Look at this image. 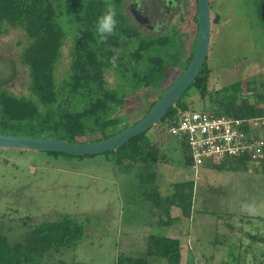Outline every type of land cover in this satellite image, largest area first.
<instances>
[{
	"label": "rangeland",
	"instance_id": "rangeland-1",
	"mask_svg": "<svg viewBox=\"0 0 264 264\" xmlns=\"http://www.w3.org/2000/svg\"><path fill=\"white\" fill-rule=\"evenodd\" d=\"M162 1L123 0V11L137 24L130 7L139 3L152 21L151 28L142 27L146 34H162L176 27L180 35L169 49L161 51L167 59L181 54L186 47L184 62L196 32L195 1L191 0V7L186 8L183 0H174L171 12ZM257 5L256 0H221L222 12H214L213 7L214 21L220 16L224 23L220 27L221 22H214V45L207 64L211 70L210 90L241 82V97L257 103L264 111V22ZM59 23L68 36L57 66V81L61 84L69 77L72 35L77 23L71 15L61 16ZM181 34H189L188 41ZM28 43L26 34L19 29L5 26L0 35V58L15 60L18 67L16 80L5 90L17 97L30 95L28 68L21 64ZM169 69L163 88L181 76L178 68ZM108 80L111 86L117 82L112 74ZM253 82L255 87L248 90ZM147 93L151 101L157 100L158 93ZM142 95L145 93L128 98L119 113L129 125L148 111ZM184 103L190 109L212 112L210 100L202 101L195 90L184 98ZM153 130L148 135L153 136ZM99 137L88 136L87 140ZM163 153L168 162L158 168L161 195L169 196L173 184L193 181L197 212L191 219L182 217L181 211L173 207L174 224L161 226L158 217L153 218L157 209L144 196L143 189L149 186L139 182L140 170L128 172L117 166L114 154L55 158L42 152L0 150V223L10 230L7 235L12 242L19 241L30 229L24 226L27 218L33 226L68 214L81 223L85 227L82 242L63 250V255L50 257L47 264H115L121 254L143 257L151 235L180 240L182 264H264V162L237 170L230 168L232 160H225L218 165L220 168L205 166L200 179H196L194 171L185 165L183 149L176 140ZM248 234L257 237L251 239ZM150 264L167 263L154 258Z\"/></svg>",
	"mask_w": 264,
	"mask_h": 264
},
{
	"label": "trees",
	"instance_id": "trees-1",
	"mask_svg": "<svg viewBox=\"0 0 264 264\" xmlns=\"http://www.w3.org/2000/svg\"><path fill=\"white\" fill-rule=\"evenodd\" d=\"M108 4L115 6L117 26L106 42L98 43L95 24ZM70 15L77 23L72 35L71 66L68 79L60 84L57 66L68 36L59 18ZM5 26L24 31L29 40L21 55V64L28 68L30 95L17 97L0 88V133L48 136L69 142H87L88 136L97 135L100 137L91 141H101L129 127L119 113L128 98L137 97L140 93H145L142 96L149 105L144 117L175 82L163 88L169 68H178L182 75L193 58L196 45L195 33L184 62L186 47L181 54L166 59L161 50L172 46L176 36L180 35L179 31L173 27L170 32L146 34V30L136 26L123 11V0H0V35ZM184 36L188 41L190 35ZM113 48L120 50L116 67L111 63L115 55ZM109 74L117 79L114 86L109 83ZM210 75L206 62L176 107L171 108L162 122L152 129L153 136L148 135L150 130L116 152L105 153L114 154L116 165L128 172L140 170L137 175L139 182L144 187L149 186L143 189L144 196L157 209L153 218L158 217L161 226L174 224L175 219L171 216L173 207L178 208L186 219H191L197 212L193 181L173 184L172 192L166 198L162 197L158 185L159 165L168 162L163 149L176 140L170 129L179 122L180 113L190 110L184 98L195 90L202 101L210 100V109L219 115L242 120L264 118V111L257 103L241 97V82L213 92L209 88ZM254 82L248 85V90L255 87ZM148 90L158 93L157 100H150ZM120 124L122 126L119 127ZM179 144L185 165L191 168L188 150L184 144ZM46 154L55 158H76L59 153ZM231 164L230 168L238 170L246 168L249 162L240 159ZM27 220L24 226L30 229L16 242L7 235L10 230L6 224L0 223V264H47V259L63 255V250L76 247L85 236V227L68 214L33 226H30L29 218ZM248 235L251 239L257 237ZM182 250L178 239L151 235L145 256L121 254L115 264H150V259L154 258L163 259L167 264H182Z\"/></svg>",
	"mask_w": 264,
	"mask_h": 264
},
{
	"label": "water",
	"instance_id": "water-1",
	"mask_svg": "<svg viewBox=\"0 0 264 264\" xmlns=\"http://www.w3.org/2000/svg\"><path fill=\"white\" fill-rule=\"evenodd\" d=\"M197 6L198 30L196 33L195 52L188 68L136 124L130 125L108 139L87 142H69L48 136H24L0 133V150L59 153L72 157H92L108 152H116L132 139L146 134L158 126L166 117L169 110L176 107L181 96L195 82L208 59L214 35L211 0H197ZM262 19L264 21V7ZM17 75L18 67L16 61L0 58V88H6L12 84L16 80Z\"/></svg>",
	"mask_w": 264,
	"mask_h": 264
},
{
	"label": "built area",
	"instance_id": "built-area-1",
	"mask_svg": "<svg viewBox=\"0 0 264 264\" xmlns=\"http://www.w3.org/2000/svg\"><path fill=\"white\" fill-rule=\"evenodd\" d=\"M176 141L184 144L195 178L207 165L225 160L261 163L264 159V118L242 120L215 112L190 109L180 113L170 129Z\"/></svg>",
	"mask_w": 264,
	"mask_h": 264
},
{
	"label": "flooded vegetation",
	"instance_id": "flooded-vegetation-1",
	"mask_svg": "<svg viewBox=\"0 0 264 264\" xmlns=\"http://www.w3.org/2000/svg\"><path fill=\"white\" fill-rule=\"evenodd\" d=\"M195 1V7H196V15H195V17H194V22H195V24H196V32L195 33H197V30H198V25H197V14H198V6H197V0H194ZM163 3H164V7L166 8V9H168V12H171V10L175 7V2H174V0H163L162 1ZM182 2H184V3H187L186 5H184V6H186V8L187 7H191V0H183ZM256 2H257V6H258V8H259V17H260V19L263 21V19H262V10H263V7H264V0H256ZM220 5H221V0H217L216 2L215 1H213V0H211V9H213V7H214V12H215V10L216 9H219L221 12H222V10H221V8H220ZM130 10H131V13H132V16H133V18H134V20H135V22L137 23V24H135L136 26H138V27H140L141 29H145V28H142L143 26H145V27H150V23L152 22L151 21V19L149 18V16L147 15V13L141 8V6H140V4L139 3H134V4H131V7H130ZM156 10H160V8H157ZM213 11V10H212ZM217 11V10H216ZM223 16V15H222ZM140 20H139V19ZM221 18L222 17H220V16H218L216 19H215V23L216 24H220V22H221ZM196 19V20H195ZM264 22V21H263ZM223 23H224V21H223ZM222 22H221V26L220 27H222V24H223ZM151 28V27H150ZM173 28V27H172ZM176 28V27H175ZM177 29V28H176ZM221 29V28H220ZM221 31V30H220ZM180 33V32H179ZM213 33H215V30H214V27H213ZM182 35V37L185 39V36H184V34H181ZM217 38V37H216ZM214 41V40H213ZM213 45H214V43H212V46H211V48L213 47ZM211 50V49H210Z\"/></svg>",
	"mask_w": 264,
	"mask_h": 264
},
{
	"label": "clouds",
	"instance_id": "clouds-1",
	"mask_svg": "<svg viewBox=\"0 0 264 264\" xmlns=\"http://www.w3.org/2000/svg\"><path fill=\"white\" fill-rule=\"evenodd\" d=\"M116 14L115 6L113 4H108L102 15L96 21L95 33L99 37L98 43L106 42L107 37L114 34L117 26ZM112 51L115 55L111 58V63L113 67H116L120 50L113 48Z\"/></svg>",
	"mask_w": 264,
	"mask_h": 264
},
{
	"label": "crops",
	"instance_id": "crops-1",
	"mask_svg": "<svg viewBox=\"0 0 264 264\" xmlns=\"http://www.w3.org/2000/svg\"><path fill=\"white\" fill-rule=\"evenodd\" d=\"M170 238H175V239H177L175 236L174 237H170ZM181 238V237H180Z\"/></svg>",
	"mask_w": 264,
	"mask_h": 264
}]
</instances>
